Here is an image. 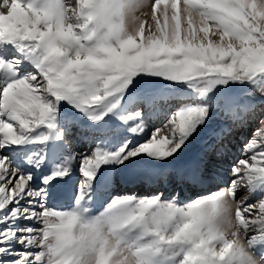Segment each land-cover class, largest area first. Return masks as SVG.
Here are the masks:
<instances>
[{
  "label": "snow or ice",
  "instance_id": "6c2138e0",
  "mask_svg": "<svg viewBox=\"0 0 264 264\" xmlns=\"http://www.w3.org/2000/svg\"><path fill=\"white\" fill-rule=\"evenodd\" d=\"M0 264H264V0H0Z\"/></svg>",
  "mask_w": 264,
  "mask_h": 264
}]
</instances>
